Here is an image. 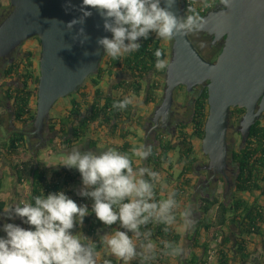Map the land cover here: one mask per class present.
<instances>
[{"label": "clouds", "instance_id": "1", "mask_svg": "<svg viewBox=\"0 0 264 264\" xmlns=\"http://www.w3.org/2000/svg\"><path fill=\"white\" fill-rule=\"evenodd\" d=\"M235 0H218L227 12ZM175 0H82V15L67 27L91 16L95 9L103 19V29L110 33L97 40L102 54L118 60L141 48V40L150 35L164 42L178 36L197 33L206 27V17L198 11L207 0H195L182 16L172 11ZM163 5V6H162ZM87 6V8L85 7ZM81 43L88 37L78 31ZM154 68L163 72L169 60L161 49L154 52ZM132 94L114 101L112 107L125 111L140 106ZM154 155L152 145L140 144L122 152L108 147L103 151L73 149L61 166L75 169L81 177L78 195L91 200V208L77 204L63 191L37 195L32 202L9 205L0 210V221L20 218L24 228L15 223H0V264H153L159 256L178 257L183 248L173 240H152L149 224L163 225L164 231L187 232L195 225L190 208L182 207L178 192L169 189L162 174L147 166ZM162 196V198H157ZM94 213L106 228L116 225L94 242L80 231L84 217Z\"/></svg>", "mask_w": 264, "mask_h": 264}, {"label": "trees", "instance_id": "2", "mask_svg": "<svg viewBox=\"0 0 264 264\" xmlns=\"http://www.w3.org/2000/svg\"><path fill=\"white\" fill-rule=\"evenodd\" d=\"M191 6H194L193 0ZM1 8L3 5L0 2V13H2L3 19L6 14ZM185 10V7L182 8V13ZM140 43L141 48L137 52L118 60H112L103 54L98 72L86 80L87 85L94 89L91 101H87L86 93L80 92L88 86L80 87L76 91L75 95L78 94L82 97L79 101L73 96L74 94L66 96L71 97L70 108L66 115L58 118L57 121L56 119L53 121L52 118L48 119L49 130L56 133L50 141L52 146L53 144L56 146L55 138H58L59 143L65 147L72 142H82L86 138L91 146L97 144L96 140L90 139V135L93 134L90 129L91 125L94 129L98 127L108 129L110 134L118 132L122 143L116 148L122 152H129L131 148L140 145L132 144L126 139L134 131L131 129L133 122L136 126L141 125L138 119H133L136 107H130L125 111H118L112 107L114 101H119L129 94L136 95V97L142 94L144 104H158L161 99V91L164 86L162 75L165 71L155 70L154 52L159 48L166 57V48L162 40L156 38L154 34L150 35L147 40H141ZM33 57V53L27 51L25 56L13 59L2 69L5 79L10 81L17 79L15 84L1 90V96L9 101L13 108V121L22 125H28L33 121L36 110L39 69L35 68ZM119 73L126 78L118 80ZM105 76L109 80L111 78L115 81L118 80L112 85V89L117 90V94L105 93L100 88V83ZM233 109L231 110L233 117L238 119L244 109L239 107ZM207 111V89L205 87L199 89L194 98L189 122H179L175 125L174 139L157 135L152 144L154 155L146 162L147 166L160 173L170 170L167 173L166 181L173 178L172 157L175 155V163L181 168L177 176V180L181 184H175L172 189L177 190L178 198L184 194V186L190 185V179H185L184 175L193 170V166L198 160L193 140L201 141L204 136ZM28 146L29 141L26 134L15 131L3 143L1 154L11 158L12 170L16 173L18 184L23 179L28 180L30 190L25 199L27 202H32L33 197L37 195L56 192L59 189V184L47 178L46 168L38 153L28 154ZM231 157L237 169L234 193L229 197V201L220 200L217 195L201 196L198 199V209L202 213L198 222L199 228L212 233L213 239L217 241L215 243L217 264H233L236 261L242 264H256V261L251 258L252 253L248 245L252 235H262V229L264 230V204L259 202V196L254 197L256 192L264 196V127L260 125L259 121H255L251 126L244 144L232 150ZM79 176L78 172L66 171L62 183L66 184ZM235 192L239 195L243 193L249 196L242 198L236 196ZM157 198L159 199L161 196L158 195ZM86 206L91 208V205ZM3 209L4 202L0 201V210ZM211 209L214 214L208 216ZM83 222L88 225L91 233L96 231L105 233L116 227L113 225L111 228H106L91 212L84 217ZM232 226L238 232L233 239L226 232ZM145 230L153 231V236L158 244L165 240L177 242L178 239L174 231L165 232L163 225L149 224L145 226ZM202 246L204 248L203 255L200 257L193 254L192 258L188 260V264L207 263L210 247L208 243H204ZM262 248L264 252V240ZM162 257L159 256L153 264H164Z\"/></svg>", "mask_w": 264, "mask_h": 264}, {"label": "water", "instance_id": "3", "mask_svg": "<svg viewBox=\"0 0 264 264\" xmlns=\"http://www.w3.org/2000/svg\"><path fill=\"white\" fill-rule=\"evenodd\" d=\"M8 2L11 9L0 22V58L9 56L28 38L35 36L40 42L36 110L31 123L41 138L56 101L78 91L98 72L103 54L97 40L111 34L104 31L103 19L90 8L87 10L92 15L82 24L67 27L82 15V0ZM182 8L181 0H175L172 11L182 16ZM203 16L206 27L202 31L213 35L214 40L224 39L223 46L215 61H209L189 35L171 40L170 66L163 75L157 114L162 118L167 115L177 86H185L186 91L196 85L206 87L208 111L201 150L215 171L226 160L231 108L244 109L239 119L244 139L264 111V0H235L230 11L212 10ZM80 29L88 37L83 43Z\"/></svg>", "mask_w": 264, "mask_h": 264}, {"label": "crops", "instance_id": "4", "mask_svg": "<svg viewBox=\"0 0 264 264\" xmlns=\"http://www.w3.org/2000/svg\"><path fill=\"white\" fill-rule=\"evenodd\" d=\"M195 3V0H193ZM164 47L166 48V42L162 41ZM120 77V78H119ZM126 77L119 73L117 79H125ZM117 80V81H118ZM149 80V79H148ZM113 78L110 80L108 77H104V79L100 83V88L105 92V93H112V94H117V90L112 89L113 83H116ZM17 82V79H13V81H10L9 79H5L3 77L2 69L0 71V201L4 202V209H7L9 205L15 206V205H21V202H27L26 201V195L28 194L30 190V185L28 183V180L23 179L21 183L18 184L17 182V176L16 173L12 170V161L10 157H5L2 155V145L4 142L7 141V139L11 136V134L15 131H21L26 134V131L29 129H25V126L22 124H19L17 122L13 121V108L10 104L9 101H7L5 98L1 96V90L3 88H7L9 85L15 84ZM148 82V81H147ZM84 90H81V93H86V99L87 101H91L92 99V92H93V87L87 85ZM76 100H80V95H74ZM136 97V95H134ZM141 97V100H140ZM140 101L141 104L140 106L136 107L135 110V117L133 119L135 120H144L147 118L149 112L152 110L154 104L149 103V104H144V99L140 95L137 97ZM62 99V98H60ZM59 99V100H60ZM70 99L71 97H64L59 103L55 106V109L53 112L50 111V118L53 119V121L60 117H63L66 115L67 110L70 108ZM82 99V97H81ZM56 101V102H57ZM54 106V105H53ZM90 129L93 131V134L90 135V139L96 140L97 144L95 145H90L88 139H84L82 142H72L68 146H64L59 143V139L55 138L54 141L56 143V146H53L49 143L47 144L50 146L54 154L56 156L50 155L47 151L41 152V149L37 151V148L35 149V146L29 147L28 146V154L32 155L35 154L36 152L38 153L39 158L42 160L44 166H45V171L47 178L54 183L59 184V189L57 191H63L69 198L73 199L76 203H81L84 205H91L92 202L88 198H83L78 195V192L81 188V177L79 176L76 179H73L72 181L67 182L66 184H63V178L66 175V171L76 173L77 171L75 169H67L63 166H61V162L63 157L71 152L75 148H79L81 151L84 150H92V151H103L108 147H113L116 148L122 143V139L119 136V133L116 132L114 134H110L108 132V129L104 128H97L94 129L93 126H90ZM134 131L132 132L131 135L126 137L128 141H130L132 144H147V145H152L155 141V138L157 135H163L165 138H173V133L174 129L171 132H164L163 130H158L154 132L153 138L151 140L146 139L144 136H142V130L135 125V123H132V127ZM190 130V128H188ZM145 134V133H144ZM55 135V133H54ZM193 143L195 145V150L198 155V160L203 161V155L201 154V141L198 140H193ZM200 143V144H199ZM32 144H35L33 141ZM56 157V158H55ZM197 160V161H198ZM172 162L174 163V167L171 170L173 173V178L169 179V181H166V176L168 172L163 171L161 174L163 178L165 179L169 189H172V187L175 184H181V182L177 180V176L180 172V166L175 163V155L172 157ZM165 168L167 170V167L165 165ZM191 170L190 173H187L184 175L185 179H190V185L184 186L185 192L184 194L180 195L178 198L181 201L182 207L190 208L193 213V219L195 220V225L192 229H190L187 232H183L180 230H175L174 232L177 234L178 239H177V244L183 248V254L178 257H165L163 256V263L164 264H188V260L192 258V255L195 254L196 256H202L203 255V244L208 243L210 250L208 251V256H207V263L206 264H217V258H216V252L217 249L215 247V243L217 242L215 239H213L212 233H209L208 231H205L202 228H199V220L201 218L202 213L198 209V199L201 196H205L204 192L199 188L197 185V194L194 192L193 187H195L196 179L194 177V174ZM178 182V183H177ZM56 191V192H57ZM194 192V194H193ZM199 193V194H198ZM242 195V194H241ZM249 195L243 194L241 196L242 198H248ZM259 196V202L264 204V196L259 195V192H256L254 194V197ZM162 198V196H161ZM220 200H224L220 199ZM251 200V199H250ZM229 201V198L228 200ZM3 209V210H4ZM213 216V209H211L208 213ZM15 223L18 224L24 228H27V225H24L21 223L20 218H16L13 220H8L6 217L4 218L3 221H0V223ZM73 231H80L82 232L83 235L88 237L89 239L93 240L94 242H99L100 237L104 235L105 233H101L99 231H96L94 233H91L89 231L88 225H86L84 222L81 226H78L75 228ZM152 231V230H151ZM228 232L229 236L233 239L234 236L237 235V230L233 226L230 227V229L226 230ZM1 235H4L2 232H0ZM153 231H152V240L156 242L155 236H153ZM264 240V230L262 229V235H252L250 237V242L248 245L249 250L251 251L252 255L251 258L256 261V264H264V252L262 248V242ZM109 259L112 260V264H121L120 261L116 260L113 257H109ZM133 264H138V261H134ZM233 264H242L239 261L234 262ZM255 264V263H254Z\"/></svg>", "mask_w": 264, "mask_h": 264}, {"label": "flooded vegetation", "instance_id": "5", "mask_svg": "<svg viewBox=\"0 0 264 264\" xmlns=\"http://www.w3.org/2000/svg\"><path fill=\"white\" fill-rule=\"evenodd\" d=\"M221 9L222 7L218 5V0H213V5L209 9H207L204 13H201V14L203 16L208 11L221 10ZM1 19H2V13H0V20ZM188 35L191 41L194 43V45L196 44L195 46L200 52V54L206 60L215 61L217 55L219 54L223 46L224 39L214 40L213 35L208 34L207 32H204V31H200L197 33H191ZM31 38H36L38 40V38L35 36ZM31 38H28L26 40L28 41ZM22 45L23 44H21L18 48H16V50L13 51L9 56L0 58V71L8 63H10L13 59L21 58L22 56H25V53L28 50L22 49ZM83 86H87V83L85 82ZM201 88H205V87L203 85H196L190 91H186L185 86L183 85L177 86L174 90V101L172 102L170 106V110L168 111L167 115L164 118H162V116L158 117V114H157L161 99L158 104H154L152 110L148 114L150 121H147L148 120V116H147V118H145L144 120H140L141 125L137 126L140 129H144L143 132L145 133L144 134L145 142H146V139L148 138V135L152 133L154 134V132L158 131V129H164V128L172 129L170 124L174 123L176 125L179 122L186 123L187 121L182 119L183 117L182 116L180 117L179 115L180 108L182 107L183 104L185 105L186 95L187 96L190 95L192 97V101L191 103L190 102L189 103L191 105V110H192L194 98L196 94L198 93L199 89ZM177 91L184 93L183 96H181V98L183 99L182 100L183 103L177 100V98L179 97V95L177 94ZM75 93L73 94L75 95ZM179 94L181 95V93ZM162 95H163V89L161 91V97ZM233 108H231V110H234ZM231 110H230V118H229L228 126L226 129V149L227 150H226V160H225L224 165L220 169H216L215 171H213V169L209 167L207 156L203 155L202 150H201V154L203 155L202 157L204 160L200 161L199 159L198 161H196V163L193 166L192 172L196 179V184L199 186L202 192L205 193V196L212 197L214 195H217V193L221 191L223 197H225L228 191L232 188H233V191L231 192V195L234 193V180L237 174V169H236V165L232 161L231 152L233 149H237L241 147L245 142V139L241 136L240 126H239V119L244 114V111L241 114V116L238 119H236L233 117ZM176 113H178V115H176ZM190 118H191V112H190L189 120ZM256 121H259L260 125L264 127V111L260 114V116L258 117ZM175 125L173 129H175ZM23 126H25V129H29L28 131H26V137L30 145L29 147L35 146V149L38 148L39 146L49 144L50 141L56 135V133L54 135V132L49 130L50 125L48 124V122H46V124L44 125L41 138H39L37 132H35V128L33 127L32 123H29L28 125H23ZM33 141L35 142V144H32ZM200 149H201V146H200Z\"/></svg>", "mask_w": 264, "mask_h": 264}, {"label": "rangeland", "instance_id": "6", "mask_svg": "<svg viewBox=\"0 0 264 264\" xmlns=\"http://www.w3.org/2000/svg\"><path fill=\"white\" fill-rule=\"evenodd\" d=\"M8 1L9 0H0V2L2 3V5H3V8H1V10L2 11H4L5 12V14L7 15L8 14V12L10 11V6H9V3H8ZM4 12H3V14H4ZM3 16V15H2ZM23 45H22V49H26V50H28V51H31L32 53H33V55H34V57H33V60H34V66H35V68H37V70H38V59H39V56H40V49H41V47H40V44H39V42H38V40L36 39V38H31V39H29L28 41L27 40H25V41H23V43H22ZM166 47H167V51H166V58L167 59H169V57H170V55H171V41H168V42H166ZM179 93H181V95L179 94ZM177 94L179 95V97L177 98V100L178 101H180V102H182V98H181V96H183V92H180V91H177ZM186 94V93H185ZM141 96H142V94H141ZM185 96V95H184ZM63 99V98H62ZM62 99H60L59 101H61ZM140 100H141V97H140ZM59 101H57L55 104H54V106L51 108V112H53L54 111V109H55V106L59 103ZM191 101H192V97L189 95V96H187L186 95V102H185V105L183 106L182 105V107L180 108V111H179V115H180V117L182 116L183 118L182 119H184V120H186L187 122H189V117H190V112H191V105H190V103H191ZM190 102V103H189ZM183 103V102H182ZM174 110H175V108H174ZM175 115V114H174ZM176 115H178V113H176ZM147 121H150L149 120V116H148V120ZM173 122V121H172ZM174 124V123H173ZM173 124H170V126H171V128L172 129H168V128H164V129H158V130H163L164 132H171L172 130H173V128H174V125ZM149 125V124H148ZM142 130V136H144V132H143V130L144 129H141ZM151 138H153V135L152 134H150V135H148V140H151ZM200 144V143H199ZM47 151L48 153H50V155H54V156H56V154H54V152L52 151V149L50 148V146H48V145H44L42 148H41V152H43V151ZM56 158V157H55ZM196 187H197V184L195 183V187H193V190H194V192H196V194H197V189H196ZM233 191V188L232 189H230L229 191H228V193H227V195L224 197V200H228V198H229V196L231 195V192ZM194 192H193V194H194ZM199 194V193H198ZM205 194V193H204ZM242 195H239L237 192H235V195L236 196H243V193H241ZM217 196L220 198V199H223V195H222V192L221 191H219L218 193H217Z\"/></svg>", "mask_w": 264, "mask_h": 264}, {"label": "built area", "instance_id": "7", "mask_svg": "<svg viewBox=\"0 0 264 264\" xmlns=\"http://www.w3.org/2000/svg\"><path fill=\"white\" fill-rule=\"evenodd\" d=\"M182 6L183 8L185 7L186 10L187 8L191 7L192 5V0H181ZM213 5V0H207V7L201 6L198 8V11L200 13H204L207 9H209L211 6ZM186 10L184 12H186ZM25 202H21V206L24 204Z\"/></svg>", "mask_w": 264, "mask_h": 264}, {"label": "bare ground", "instance_id": "8", "mask_svg": "<svg viewBox=\"0 0 264 264\" xmlns=\"http://www.w3.org/2000/svg\"><path fill=\"white\" fill-rule=\"evenodd\" d=\"M9 3V2H8Z\"/></svg>", "mask_w": 264, "mask_h": 264}]
</instances>
